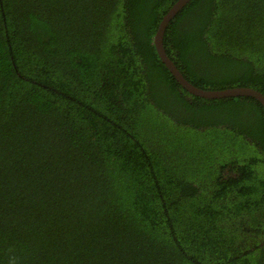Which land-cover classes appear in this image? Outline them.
<instances>
[{
    "label": "trees",
    "instance_id": "1",
    "mask_svg": "<svg viewBox=\"0 0 264 264\" xmlns=\"http://www.w3.org/2000/svg\"><path fill=\"white\" fill-rule=\"evenodd\" d=\"M178 0H0V264H264V110L160 61ZM194 87L264 96V0H190Z\"/></svg>",
    "mask_w": 264,
    "mask_h": 264
},
{
    "label": "water",
    "instance_id": "2",
    "mask_svg": "<svg viewBox=\"0 0 264 264\" xmlns=\"http://www.w3.org/2000/svg\"><path fill=\"white\" fill-rule=\"evenodd\" d=\"M190 0H178L172 8L167 12V14L161 20L157 31L154 36L153 44L156 49V53L159 56L160 61L164 64L166 69L174 77L175 81L188 93L207 100L225 99V98H237V97H249L257 100L263 107L264 110V96L251 89L245 87L230 88L221 91H206L191 85L175 67L173 62L169 59L166 51L163 47V35L167 25L170 21L180 12V10L189 2Z\"/></svg>",
    "mask_w": 264,
    "mask_h": 264
},
{
    "label": "clouds",
    "instance_id": "3",
    "mask_svg": "<svg viewBox=\"0 0 264 264\" xmlns=\"http://www.w3.org/2000/svg\"><path fill=\"white\" fill-rule=\"evenodd\" d=\"M168 26V25H167Z\"/></svg>",
    "mask_w": 264,
    "mask_h": 264
}]
</instances>
